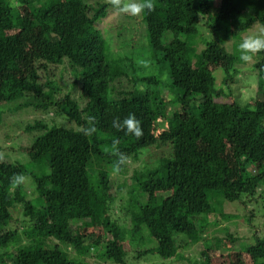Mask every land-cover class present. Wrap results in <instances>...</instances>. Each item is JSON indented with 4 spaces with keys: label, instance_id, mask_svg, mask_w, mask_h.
<instances>
[{
    "label": "trees",
    "instance_id": "1",
    "mask_svg": "<svg viewBox=\"0 0 264 264\" xmlns=\"http://www.w3.org/2000/svg\"><path fill=\"white\" fill-rule=\"evenodd\" d=\"M155 4L141 14L147 40L110 50L100 27L108 0H0V126L3 112L36 117L6 122L1 138L3 151L6 140L21 139L18 129L24 134L12 150L22 159L0 163V264H133L147 253L185 264H264V237L245 244L247 233L228 226L233 204L264 186V52L253 59L254 102L219 100L232 96L247 64L239 59L247 31L264 27V0ZM118 27L128 34L127 24ZM141 46L168 70L167 86L130 57ZM129 114L142 122L141 139L112 127ZM89 115L98 131L86 137L79 129ZM114 139L129 157L119 174L104 151ZM150 148L158 154L139 165ZM17 173L31 189L10 186ZM189 248L198 255H185Z\"/></svg>",
    "mask_w": 264,
    "mask_h": 264
},
{
    "label": "rangeland",
    "instance_id": "2",
    "mask_svg": "<svg viewBox=\"0 0 264 264\" xmlns=\"http://www.w3.org/2000/svg\"><path fill=\"white\" fill-rule=\"evenodd\" d=\"M107 1V0H106ZM111 14L108 16L107 20L100 22V27L102 28V32L104 34V37L106 38V43L108 45V48L111 50L112 47H123L126 45V43H129V39L133 38L135 41V45L138 43H144L147 38H144L143 35V28L145 27V23L142 21V15L139 16H132L130 14H123L115 9L113 7L110 8ZM121 24H127L129 27L125 30L128 32V34H123L120 35V30L118 29V25ZM261 31H264V27H262L260 24L256 23L251 30H248L247 34L249 35H254V34H259ZM117 40V41H116ZM231 48V45L229 46ZM198 50V48H197ZM199 52V51H198ZM132 54L130 57L135 58V61L138 63V61H147L146 66H141L142 70L140 72L146 73V74H160L161 72V80L162 84L167 86V82L169 81V73L167 69H160L152 60L151 55H150V50L147 47H135V49L131 52ZM120 54V53H119ZM253 62H248L247 64L240 65V73L237 77L236 82L232 83L231 85V90H232V96L229 98H219V100H225V101H231L234 98L238 99L240 103H245V102H254L255 98L258 96L257 94V88H258V77H257V71L253 68ZM210 63H205L202 67H207L209 66ZM213 66V65H212ZM211 66V67H212ZM214 67V66H213ZM223 70L221 67H216L214 69V73L216 75L217 83H221V79L223 77ZM74 71H69L65 75V78L69 79L70 81L72 78H74L75 74ZM132 85V84H131ZM169 87V86H168ZM81 99V93H79L78 90L76 92L74 91V95ZM82 101V100H81ZM46 117V115H44ZM1 118L4 119L3 125L1 124L0 126V143H1V138L4 139L5 136H2L3 132L6 130V122L9 125L11 122H16V120L23 119V120H34L36 119L35 115L33 114L32 110L30 109L28 112H23L22 110H19L16 112V114H10L3 112L1 114ZM167 124V123H166ZM17 133H19L20 138L22 139L24 134L21 129H18ZM18 139L16 142H12L10 140H6V142L3 143V152L5 154V157L11 158L12 160H21L22 159V154L18 153L17 151L12 150L16 148V144L18 145V141L21 140ZM3 141V140H2ZM6 143V144H5ZM11 150V152H10ZM9 151V152H5ZM155 154H158V152H154V149H146V151H143L141 156H140V161L138 162L139 165L144 166L151 161L154 160ZM23 160L25 158L23 157ZM150 160V161H149ZM31 179L29 177L28 183L25 185L28 188L31 189ZM31 185V186H30ZM211 197L216 200V206L220 204L222 201L221 196H218L217 198L212 196ZM248 199L247 197H244ZM229 205V204H228ZM236 206L237 211L235 212L234 216V222L228 226L232 229H239V231L245 235L247 238L242 239V243L245 244H251L254 243L257 239V237H264V186L261 188V190L258 192V195L256 194L253 198L251 197L248 199L245 203H241L237 205L236 203L233 204ZM229 207V206H228ZM219 208V207H218ZM230 208V207H229ZM233 208H231L232 210ZM235 209V207H234ZM248 222H247V221ZM17 223L21 225L22 219L20 220L18 217ZM226 223V222H225ZM243 225V227L241 226ZM211 227L208 228V231L205 232V235L210 238L211 237ZM92 228H89L88 231H92ZM96 231H99L96 230ZM246 231V232H245ZM251 231V232H250ZM248 237H251L248 239ZM196 247V246H195ZM236 247H241L240 241L238 242ZM192 249V250H191ZM189 248L185 249L184 254L185 255H195L197 254V251L194 250V248ZM74 252V251H73ZM198 255V254H197ZM178 256H175L173 258H163L160 256L158 253H147L144 255H141L140 257H136L135 259L131 260L133 264H185V262L178 261L177 259ZM239 260H241V257H237ZM88 261L95 263V259L92 257V254L86 258ZM227 263L229 264L232 263V261L227 260ZM234 262V261H233Z\"/></svg>",
    "mask_w": 264,
    "mask_h": 264
},
{
    "label": "clouds",
    "instance_id": "3",
    "mask_svg": "<svg viewBox=\"0 0 264 264\" xmlns=\"http://www.w3.org/2000/svg\"><path fill=\"white\" fill-rule=\"evenodd\" d=\"M110 5L116 11L123 14H130L132 16H139L146 10L148 12L155 11V0H108ZM240 57L239 59L248 63L252 62L254 57L261 52H264V31L259 34L249 35L239 44ZM141 66H146L147 61H138ZM86 126H81L79 131L86 137H91L97 133L96 118L94 116H87ZM112 127L117 131L125 132V135H133L137 139L143 137L142 122L137 119L135 114H129L123 120L119 117L113 119ZM119 139H114L109 147H106L104 151L116 159L112 165L113 174H119L124 170V167L129 162V157L120 150ZM6 159L5 154L0 152V163ZM29 177L23 173L14 174L10 178V186L13 189L20 188L27 183Z\"/></svg>",
    "mask_w": 264,
    "mask_h": 264
}]
</instances>
